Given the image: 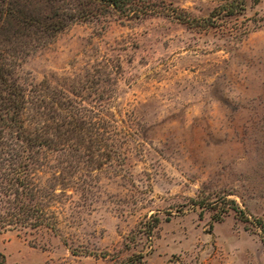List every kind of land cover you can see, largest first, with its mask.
Returning a JSON list of instances; mask_svg holds the SVG:
<instances>
[{"label":"rangeland","instance_id":"rangeland-1","mask_svg":"<svg viewBox=\"0 0 264 264\" xmlns=\"http://www.w3.org/2000/svg\"><path fill=\"white\" fill-rule=\"evenodd\" d=\"M157 1L195 17L220 3ZM18 74L100 110L121 157L74 174L49 157L33 178L55 228H0L3 264H264L253 223L192 201L225 196L264 216V0L209 29L109 10L69 24Z\"/></svg>","mask_w":264,"mask_h":264},{"label":"trees","instance_id":"trees-1","mask_svg":"<svg viewBox=\"0 0 264 264\" xmlns=\"http://www.w3.org/2000/svg\"><path fill=\"white\" fill-rule=\"evenodd\" d=\"M246 6L247 0H220L208 15L195 17L157 0H0V228H55L33 178L49 157L70 168V174L83 163L100 167L121 157L116 125L73 93L45 81H22L18 66L23 58L50 43L72 22L100 19L109 10L128 19L162 15L209 29L225 26ZM192 201L201 209H216L214 220L233 209L254 224L264 243V216L249 220L235 199L200 193ZM0 257L3 264L4 255Z\"/></svg>","mask_w":264,"mask_h":264}]
</instances>
